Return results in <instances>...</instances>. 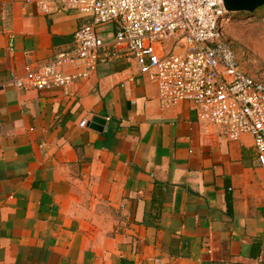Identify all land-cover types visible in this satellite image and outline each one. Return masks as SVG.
<instances>
[{
    "label": "crops",
    "instance_id": "1",
    "mask_svg": "<svg viewBox=\"0 0 264 264\" xmlns=\"http://www.w3.org/2000/svg\"><path fill=\"white\" fill-rule=\"evenodd\" d=\"M40 1L0 0V264H264L250 134L231 140L189 102L164 108L134 60L69 90L15 86L92 20Z\"/></svg>",
    "mask_w": 264,
    "mask_h": 264
},
{
    "label": "built area",
    "instance_id": "2",
    "mask_svg": "<svg viewBox=\"0 0 264 264\" xmlns=\"http://www.w3.org/2000/svg\"><path fill=\"white\" fill-rule=\"evenodd\" d=\"M39 6L52 12L51 0ZM59 8L92 20L76 31L72 49L13 77L17 88L69 90L100 62L134 60L164 108L189 102L200 121L224 127L231 140L250 134L264 168V69L254 75L240 67L225 36L223 0H63ZM77 62L85 71L69 73ZM134 80L128 74L121 86Z\"/></svg>",
    "mask_w": 264,
    "mask_h": 264
},
{
    "label": "rangeland",
    "instance_id": "3",
    "mask_svg": "<svg viewBox=\"0 0 264 264\" xmlns=\"http://www.w3.org/2000/svg\"><path fill=\"white\" fill-rule=\"evenodd\" d=\"M225 36L232 43L242 70L254 75L264 69V7L254 14L230 13ZM112 30L111 27H107ZM140 72V70H139Z\"/></svg>",
    "mask_w": 264,
    "mask_h": 264
},
{
    "label": "water",
    "instance_id": "4",
    "mask_svg": "<svg viewBox=\"0 0 264 264\" xmlns=\"http://www.w3.org/2000/svg\"><path fill=\"white\" fill-rule=\"evenodd\" d=\"M228 13L254 14L259 8L264 7V0H223ZM99 121L95 118L94 122Z\"/></svg>",
    "mask_w": 264,
    "mask_h": 264
}]
</instances>
